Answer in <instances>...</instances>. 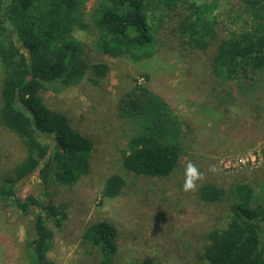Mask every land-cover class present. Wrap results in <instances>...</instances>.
I'll return each mask as SVG.
<instances>
[{
  "label": "rangeland",
  "instance_id": "obj_1",
  "mask_svg": "<svg viewBox=\"0 0 264 264\" xmlns=\"http://www.w3.org/2000/svg\"><path fill=\"white\" fill-rule=\"evenodd\" d=\"M97 1L83 3L81 16L87 26L78 25L72 35L81 41L89 63L106 64L108 73L94 82L95 76L86 72L69 86L56 81L40 91L49 109L65 115L74 131L91 140L90 171L71 187L43 183L35 171L15 183L16 194L22 201L31 194L40 204L55 206L65 214L60 227L45 219L53 233L45 253L51 264H97V249L84 239L87 227L96 222L109 223L116 230L114 264H132L143 258H152L158 264H209L200 247L206 232L228 223L226 195L209 203L197 191L184 192V168L191 161L204 174L199 187L214 185L226 193L233 184L249 183L256 194H261L264 83L253 91L217 82L199 53L180 43L177 31L185 17L182 8L152 22L153 28H160L159 52L149 61L137 64L126 57L104 54L96 47L99 31L92 23ZM195 1L212 6L220 38L242 23L224 8L226 0L185 3ZM144 74L149 75V81ZM1 78L0 68V107ZM135 84L145 85L161 96L180 122V166L167 177L137 176L120 167L135 126L119 117L118 101ZM223 88L236 93L232 103H223ZM25 156L23 139L0 121V185L13 179L15 166ZM213 165L217 169L214 173L209 171ZM114 173L124 178V187L117 197L104 199L100 196L102 186ZM39 211L29 206L23 212L13 198L0 199V264H27L28 244L35 237L34 222Z\"/></svg>",
  "mask_w": 264,
  "mask_h": 264
},
{
  "label": "trees",
  "instance_id": "obj_2",
  "mask_svg": "<svg viewBox=\"0 0 264 264\" xmlns=\"http://www.w3.org/2000/svg\"><path fill=\"white\" fill-rule=\"evenodd\" d=\"M85 1L0 0V121L23 139L26 148V156L13 170V179L0 185V199L13 198L23 212L29 206L40 210L34 222L35 237L28 244L27 264H51L45 253L53 233L45 219L60 227L65 214L55 206L40 204L31 194L22 201L15 183L37 171L43 183L71 187L90 171L91 140L74 131L65 115L49 109L40 97L42 88L51 82L69 86L86 72L98 82L109 71L104 63L90 64L81 41L72 35L78 25L87 26L81 16ZM226 1L229 15L242 23L220 38L212 6L202 2L98 0L92 9V23L99 31L96 47L104 54L143 64L159 52L160 28H153L152 22L182 8L185 17L177 31L180 43L199 53L217 82L254 91L264 83V0ZM144 77L149 81V75ZM235 94L233 89L223 88V103H232ZM117 111L135 126L121 169L158 178L174 173L183 151L182 130L169 104L145 85L135 84L119 99ZM47 138L52 143H47ZM261 155L264 162V146ZM124 184V178L114 173L106 178L100 196L115 198ZM197 192L209 203L226 195L230 214L224 227L205 233L202 257L209 264H264V189L258 195L249 183H237L224 193L206 184ZM84 239L97 249V264H114L116 230L109 223L91 224ZM132 264L158 262L143 258Z\"/></svg>",
  "mask_w": 264,
  "mask_h": 264
},
{
  "label": "clouds",
  "instance_id": "obj_3",
  "mask_svg": "<svg viewBox=\"0 0 264 264\" xmlns=\"http://www.w3.org/2000/svg\"><path fill=\"white\" fill-rule=\"evenodd\" d=\"M216 167L210 166V172H216ZM204 179V174L200 172V170L189 161L184 168V183L182 186V190L186 193L195 192L198 190L199 183Z\"/></svg>",
  "mask_w": 264,
  "mask_h": 264
},
{
  "label": "water",
  "instance_id": "obj_4",
  "mask_svg": "<svg viewBox=\"0 0 264 264\" xmlns=\"http://www.w3.org/2000/svg\"><path fill=\"white\" fill-rule=\"evenodd\" d=\"M28 54V52H26Z\"/></svg>",
  "mask_w": 264,
  "mask_h": 264
}]
</instances>
